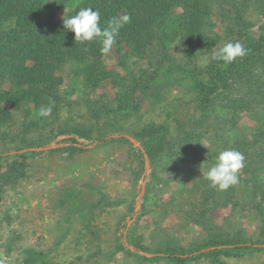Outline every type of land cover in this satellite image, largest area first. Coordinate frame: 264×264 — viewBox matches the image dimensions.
Returning a JSON list of instances; mask_svg holds the SVG:
<instances>
[{
  "label": "rangeland",
  "instance_id": "rangeland-1",
  "mask_svg": "<svg viewBox=\"0 0 264 264\" xmlns=\"http://www.w3.org/2000/svg\"><path fill=\"white\" fill-rule=\"evenodd\" d=\"M83 1L47 0L37 19L52 13L53 19L62 21ZM178 1H164L167 8L159 21L165 34L144 55L117 41L94 60L98 65L76 59L59 65L61 101L49 117H40L41 106L32 102L9 108L11 120L0 130V264H28L31 251L42 255L30 264H172L137 251L133 243L157 253L166 247L182 249L181 253L206 251L209 236L203 224L209 228L210 222L212 234L259 245L260 215L252 207L259 196L253 200L252 192L254 185H264V171L251 174L241 169L239 183L222 197L202 173L219 152L233 149L236 139L254 140L264 104L235 119L232 111L217 105L205 113L196 109L190 74L199 73L208 54L173 34ZM206 3L207 32L221 35L217 48L237 29L239 17L247 21L249 35L257 37L258 25L264 22V0ZM26 54L27 50L22 60L29 63ZM91 72L95 81L89 79ZM133 77L144 79L136 91L137 108L119 111L116 94L121 83L130 84ZM0 88L11 89L12 84L0 80ZM199 118L203 126L194 129L191 122ZM150 125L166 126L172 145L169 150L161 146L152 159L147 155L145 171L139 148L112 135L125 133L143 140ZM70 135L88 148L76 151L65 145L62 140ZM100 137L104 142L95 144ZM142 181L145 190L135 213ZM219 259L225 264H264V246ZM181 264L218 263L204 256Z\"/></svg>",
  "mask_w": 264,
  "mask_h": 264
},
{
  "label": "trees",
  "instance_id": "trees-1",
  "mask_svg": "<svg viewBox=\"0 0 264 264\" xmlns=\"http://www.w3.org/2000/svg\"><path fill=\"white\" fill-rule=\"evenodd\" d=\"M164 1L86 0L79 7L99 9L102 26L113 16L130 15L131 22L125 24L120 30L117 41L126 42L136 54L144 55L154 41L160 43L165 34V29L159 21L162 10L167 8ZM178 2L180 13L175 20L173 34L181 42H186L193 48H204L208 54V61L199 73L190 74L194 85L196 109L205 113L217 105L232 111L231 117L235 119L240 112L258 108L264 104V22L258 25L257 37H252L248 33L247 21L239 17L237 29L230 35L226 34L227 38L224 37L227 42L239 41L243 44L247 49V55L237 58L231 64H224L212 61L210 58L211 52L221 41V35L207 32L206 17L209 14V5L206 0ZM46 4L47 0H0V80L9 81L12 84L11 89L0 88V130L11 120L9 108L20 109L21 106L32 102L37 107L51 105L52 112L56 111L61 101L59 90L62 84V78L56 70L68 59L88 61L87 65H98L94 60L98 61L102 53L101 45L97 41L85 44L75 42L74 33L65 31L62 21L53 19L52 13L45 20L37 19ZM26 50L28 53L26 60L29 63L22 60ZM93 74V72L88 73L89 79L95 81ZM143 80V77L140 79L133 77L130 84L121 83V89L115 98L116 109L129 111L131 108L133 110L137 108L136 91ZM194 121L191 122L194 129L203 126L202 119ZM143 132L145 139H138V141L151 159L162 148L161 146L165 144L169 150L172 145L166 136L164 125H150ZM80 135L85 136L83 133ZM121 139L129 142L126 138ZM104 140L105 137H100L95 144L98 145ZM157 140L159 141L156 142ZM62 142L76 151H84L89 146L81 143L74 135L64 138ZM250 146H255L257 150H250ZM233 149L238 150L245 157L243 171L251 174L264 171V118L261 119L258 129L254 131V140L236 139ZM138 155L141 159L140 149ZM2 157L3 154H0V159ZM175 170L176 168H172L173 176H175ZM217 193L221 197L223 194L228 195L227 191ZM257 195L259 199L252 204V207L260 215V231L263 239L258 241L259 245L238 236H223L220 232L212 234L210 230L213 229V224L210 222L209 228L202 223L209 236L205 243V248L208 249L206 251L196 249L187 254L181 253L182 249L178 251L166 247L161 251L162 253H157L150 251L139 242H134L133 248L139 252L152 253L153 258L167 259L172 264H181L204 256L210 257L218 264H225L220 261V256H231L233 252L243 250H259L264 246V185H254L252 199H256ZM215 199L212 195V202H215ZM204 201L207 203L208 197H205ZM220 245L224 246L217 247ZM31 253L33 254L27 257L28 264L36 262L42 255L40 252L36 254L31 251ZM186 254L191 257H185Z\"/></svg>",
  "mask_w": 264,
  "mask_h": 264
},
{
  "label": "clouds",
  "instance_id": "clouds-1",
  "mask_svg": "<svg viewBox=\"0 0 264 264\" xmlns=\"http://www.w3.org/2000/svg\"><path fill=\"white\" fill-rule=\"evenodd\" d=\"M130 22V15L113 16L102 26L100 10H94L92 7H79L75 14H64L62 17L63 29L74 33L75 42L85 44L97 41L101 45L102 54L110 51L117 42L120 30ZM245 55L247 49L243 44L239 41H229L222 47L213 49L210 58L212 61L231 64ZM51 114V105H42L38 111L40 117H49ZM244 159L238 150L225 149L207 166V170L202 173L203 179L209 181L211 188L226 191L239 183L238 173L244 167Z\"/></svg>",
  "mask_w": 264,
  "mask_h": 264
},
{
  "label": "water",
  "instance_id": "water-1",
  "mask_svg": "<svg viewBox=\"0 0 264 264\" xmlns=\"http://www.w3.org/2000/svg\"><path fill=\"white\" fill-rule=\"evenodd\" d=\"M113 137H123V138H126L127 140H129V142L136 148H139L140 151L142 152L143 154V157H144V161H145V171H148L149 170V161H148V157H147V154L145 152V149L142 147L141 143L135 139L134 137H132L131 135L129 134H125V133H122V134H115V135H112ZM30 149H35V148H30ZM27 149H21V150H18L17 152H23ZM144 190H145V182H141V188H140V192L138 194V196L136 197V200H135V213L138 212V209H139V206H140V196L144 193ZM224 246V245H222ZM222 246H217V247H222ZM130 249H132V247L129 246ZM212 248H215V247H212ZM143 253V252H142Z\"/></svg>",
  "mask_w": 264,
  "mask_h": 264
}]
</instances>
